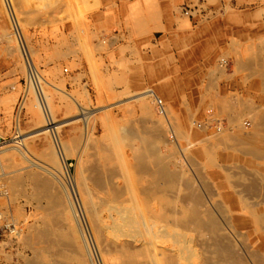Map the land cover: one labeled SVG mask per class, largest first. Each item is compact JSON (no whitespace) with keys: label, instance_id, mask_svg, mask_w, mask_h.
Here are the masks:
<instances>
[{"label":"rangeland","instance_id":"374dc122","mask_svg":"<svg viewBox=\"0 0 264 264\" xmlns=\"http://www.w3.org/2000/svg\"><path fill=\"white\" fill-rule=\"evenodd\" d=\"M13 4L36 67L48 82L43 85L53 115L63 124L58 133L71 154L58 152L52 133L39 134L45 125L44 113L40 106L33 111L28 108L30 100L39 103L37 89L29 79L11 11L0 0V182L8 193L1 206L16 224L15 231L0 240V264H90L91 260L103 264L102 258L108 264H149L148 260L127 263L121 251H115L121 241L130 239L126 235L132 230L109 218L111 213L116 216L112 186L122 181L119 169L131 164L132 177L139 178L140 160L131 150L134 145L140 152L144 148L142 153L154 172L165 171L163 182H169H164L168 191L164 192L172 195H164L170 206L201 194L219 221L221 244L232 245L244 264H260L256 253L264 262V135L257 144L261 156L254 153L257 157L250 144L238 139L239 133L264 131V0H13ZM61 89L78 100L82 112ZM144 89L154 90L163 99L165 113L160 112L154 96L148 98V109L140 107L141 100L133 95ZM20 100L22 108L17 114ZM83 118L90 125L87 131ZM258 120L259 125L254 123ZM21 139L24 145L16 143ZM202 146L208 152L205 155L199 153ZM224 149L237 154L222 158L218 150ZM80 157L83 163H77ZM81 164L86 175L90 171L89 195H80L75 182ZM113 167L117 169L112 172ZM27 170L41 173V179L50 178L51 192L60 196L56 206L49 201L50 190L35 196L36 189H41L27 178L10 185L16 174ZM83 197L91 203V210L87 211ZM257 209L262 219L253 223L249 215ZM237 215L251 223L235 224ZM49 217L51 234L34 236L29 229L39 230ZM201 228L188 230L194 256L186 255L181 262L220 264L219 247L215 248L209 230Z\"/></svg>","mask_w":264,"mask_h":264},{"label":"bare ground","instance_id":"6f19581e","mask_svg":"<svg viewBox=\"0 0 264 264\" xmlns=\"http://www.w3.org/2000/svg\"><path fill=\"white\" fill-rule=\"evenodd\" d=\"M5 1V4H6V7H8L7 10H10V18H11V22L15 28V33H16V38H18V41L20 43V48H21V52L23 53V56L25 58V61H26V64H27V69H28V76H29V79H31V82L34 83L36 89H37V93H38V99H39V103L36 105L34 103H32V101L30 100V102H28V108L30 111H33L35 109L36 106H40L42 111H43V115L45 117V125H43L41 128H39V134H43V133H52V138H53V142L54 144L57 145L56 148H58V152H64V155L71 150L68 151V149L66 148V146L64 145V141H62L61 137H60V134L58 133L60 128L63 126V124H59V121H57L53 115V111H52V106L50 105V96L48 95L47 91L45 90L44 88V85H43V82H45V80L42 78V75L40 73V71L38 70V68L36 67V63L34 62V59L32 57V53L26 43V39H25V35L23 33V31L21 30V26H20V23H19V20L16 16V10L14 9V4H13V0H4ZM19 3H20V0H19ZM153 4V3H152ZM149 7V6H148ZM147 7V8H148ZM153 8V6H151ZM156 7V6H155ZM146 9V8H145ZM148 11V9H146ZM18 11V10H17ZM139 11V10H138ZM155 10H153L154 12ZM151 12V13H153ZM149 13V12H148ZM155 13V12H154ZM153 13V15H155ZM159 12H157L158 14ZM156 14V15H157ZM149 16H151L150 14H148ZM159 15V14H158ZM133 17V16H132ZM152 18V17H151ZM159 19V18H157ZM135 20V19H134ZM135 22V21H134ZM139 22V21H138ZM145 24V23H144ZM143 24V25H144ZM252 26V25H251ZM146 27V26H145ZM139 31V30H138ZM246 42V41H245ZM72 45V44H71ZM99 45V44H98ZM68 46V45H67ZM100 48V47H99ZM233 48V47H232ZM227 49V48H226ZM263 49V48H262ZM234 50V48H233ZM258 58V57H257ZM240 59V58H239ZM262 59V57H261ZM237 60V59H236ZM252 62V61H251ZM164 64V63H163ZM261 64V63H260ZM163 66V65H162ZM239 66V65H238ZM259 67V65H258ZM159 68V67H158ZM256 69V68H255ZM262 69H264L262 67ZM140 70V69H139ZM153 72V71H152ZM151 72V73H152ZM257 73V72H256ZM167 74V73H166ZM248 75V74H247ZM156 78V77H155ZM263 78V77H262ZM174 79V78H173ZM143 82V81H142ZM144 83V82H143ZM37 84V85H36ZM45 84L47 85L48 82ZM176 85V84H175ZM38 86V87H37ZM49 86V85H48ZM164 86H167V85H164ZM138 87V86H137ZM177 87V86H176ZM57 89H60L58 87H56ZM54 90V87L51 88ZM55 89V90H57ZM166 90V88H164ZM62 92H65L67 93L68 97L70 96L72 99H73V103L74 105H76V107L79 109L80 108V103L78 102V100L76 98H74V96L72 94H70L69 92H66L64 89H61ZM264 90V89H263ZM162 91V90H161ZM152 92V93H151ZM165 92V91H164ZM163 92V93H164ZM172 93V92H171ZM50 94V93H49ZM59 94V93H58ZM134 97H136L137 99L141 100V103H140V107L145 110V109H148L147 108V101H149V96H154V99L156 100V103H157V100L160 98L159 96H157L154 92V90L152 89H144V90H140L138 91L135 95H133ZM131 96V97H133ZM164 96V95H163ZM60 97V96H59ZM170 97V96H169ZM130 98V97H129ZM166 98V97H165ZM164 98V99H165ZM264 98V97H263ZM262 98V99H263ZM152 99V98H151ZM162 99V98H160ZM172 99V98H171ZM153 100V99H152ZM67 101V100H66ZM163 101V99H162ZM171 102V101H170ZM226 102V101H225ZM228 105L231 104L228 100ZM69 103V102H68ZM241 103V102H239ZM249 103V102H248ZM158 104V103H157ZM163 104H164V101H163ZM170 104V103H169ZM243 104V103H242ZM246 104V103H245ZM68 105V104H67ZM69 106H71V104L69 103ZM165 106V104H164ZM231 106V105H230ZM241 106V105H240ZM67 108V107H66ZM84 108V107H83ZM171 108V107H170ZM228 108V106H227ZM233 108V107H231ZM243 108V107H242ZM246 108V107H245ZM255 108V107H254ZM38 109V108H37ZM74 109V108H73ZM229 109V108H228ZM236 109V108H234ZM81 112L82 110L79 109ZM255 110V109H254ZM261 110V109H260ZM84 111V110H83ZM90 111V110H89ZM147 111V110H146ZM152 111V110H151ZM242 111V109H241ZM264 112V110H262ZM229 112V110H228ZM262 113V112H261ZM38 114V113H36ZM185 115V114H184ZM257 115V114H256ZM262 116H264L263 114H261ZM260 115V117H261ZM42 116V115H41ZM182 116V115H181ZM259 116V114H258ZM39 117V116H38ZM183 117V116H182ZM232 117V116H230ZM41 119V118H40ZM39 119V120H40ZM187 119V118H186ZM242 119V118H241ZM264 119V118H262ZM43 120V119H42ZM69 120V119H68ZM79 120V119H77ZM83 120L85 121L84 122V126H85V130H89L90 129V125H89V122L87 121L86 118H83ZM178 120V119H177ZM188 120V119H187ZM237 120V118H236ZM67 121V120H66ZM65 121V122H66ZM76 121V120H75ZM180 121H183L182 119H180ZM190 121V120H189ZM195 122H193L192 124H196V120H194ZM235 121V120H234ZM263 121V120H262ZM41 122V120H40ZM64 122V121H63ZM71 122H74V121H71ZM174 122V121H173ZM192 122V121H191ZM221 122V121H220ZM251 122V121H250ZM258 120V123L256 121H254V123L256 124H260ZM70 123V122H69ZM133 123V121H132ZM181 123V122H180ZM180 123H177L180 124ZM235 123V122H234ZM253 123V122H252ZM262 123V122H261ZM43 124V123H42ZM66 124V123H64ZM176 124V123H175ZM155 125V124H154ZM184 125V124H183ZM186 125V124H185ZM189 125V123H188ZM187 125V126H188ZM254 125V128L257 126ZM161 126V125H160ZM182 126V125H181ZM179 126V127H181ZM186 126V127H187ZM192 126V125H191ZM199 126V125H198ZM263 126V127H262ZM147 127V126H146ZM154 127V126H153ZM173 127V126H171ZM189 127V126H188ZM201 127V126H200ZM234 127V126H233ZM260 127V126H259ZM262 128H264V121H263V125H261ZM192 128V127H191ZM190 128V129H191ZM240 128V127H239ZM243 128V127H242ZM261 128V130H262ZM125 129V128H124ZM171 129V128H170ZM198 129V128H196ZM257 129V128H256ZM255 129V130H256ZM81 130V129H80ZM130 130V129H129ZM222 130V129H220ZM228 130V129H227ZM174 131V130H173ZM183 131V130H182ZM187 131V130H186ZM190 131V130H189ZM225 131V130H224ZM229 131V130H228ZM242 130L240 129L239 132H241ZM254 131V129H253ZM37 132V131H36ZM128 132V131H127ZM130 132V131H129ZM128 132V134H129ZM143 132V131H142ZM153 132V131H151ZM160 132V131H159ZM158 132V133H159ZM232 132V131H231ZM236 132V130H235ZM250 132V131H249ZM264 132V131H263ZM261 133L260 130H257L256 132H251L253 134L251 135H248L247 134H244V133H239V140L243 143H248L250 144L249 147L250 150L253 152V156H255L256 153H259L257 155L261 156L260 153H261V150L257 147V144H258V141L259 139H262L264 136V133ZM38 133V132H37ZM150 133V131H149ZM237 133V132H236ZM234 133V134H236ZM82 134V133H81ZM133 134V133H132ZM148 134V133H147ZM153 134V133H152ZM190 134V132H189ZM192 134V133H191ZM232 134V135H234ZM238 134V133H237ZM35 135V134H34ZM110 136L114 135L113 132L109 134ZM197 135V134H195ZM194 135V136H195ZM229 135V134H228ZM82 136V135H81ZM80 136V137H81ZM134 136V134H133ZM236 136V135H235ZM263 136V137H262ZM162 137V135H161ZM212 137V136H211ZM231 137V136H230ZM233 137V136H232ZM262 137V138H261ZM236 139V137H234ZM75 138H73L74 140ZM113 139V138H112ZM159 139V138H158ZM229 139V138H227ZM233 139V138H232ZM25 139H21L19 141H16V143H20L22 145L23 142H24ZM78 141L80 140L79 137L77 139ZM76 140V141H77ZM203 140V139H202ZM237 140V139H236ZM238 140V141H239ZM89 141V140H88ZM113 141V140H112ZM236 141V143L238 142ZM73 142V141H72ZM75 142V141H74ZM81 142V141H80ZM79 142V143H80ZM146 142H148L146 140ZM261 142V141H260ZM115 143V142H114ZM149 143V142H148ZM212 144V142H210ZM234 143V142H233ZM75 144V143H74ZM103 144V143H101ZM209 144V143H208ZM70 145V144H69ZM73 145V144H72ZM77 145V143H76ZM89 145V144H88ZM233 145V144H232ZM237 145V144H236ZM65 146V147H64ZM86 146V145H85ZM146 146H148V144H146ZM193 146V145H192ZM243 146V145H242ZM50 147V146H49ZM142 147V145L140 146ZM208 147V146H207ZM264 147V145H263ZM75 148V147H74ZM103 148V147H102ZM184 148V146H183ZM188 147L186 146L185 147V150L187 149ZM192 148V147H191ZM143 149L142 148V152H143ZM149 150V148H147ZM189 149V148H188ZM74 150V149H73ZM105 150V149H104ZM132 152L136 155V157H138V159L140 160V174H139V178L138 179H134L131 175V169L133 168V166L131 164H124L119 170H122V174H123V177H121L120 182H116L113 184L112 186V190H113V193L116 195V201L117 203L115 204L114 206V210L116 212V216L111 213V215H109V218H111L112 220H115V222L117 223V225L119 224L120 226H128L130 227V229L132 230L131 233L129 232V234H127V238H130V239H126V240H123L121 241V243L119 245H117V248L118 250H115L113 247V250L115 251H121L120 254H122V259H124L127 263H130L129 261L127 260H148L149 261V264H183L181 262L182 259L186 258L187 256H194V249H193V246L191 245V241H193L192 239H188L186 236H187V232L188 230L190 229H196V228H206L208 231V234L210 235L211 239L215 241L214 244L215 245V248L216 246H218L217 248L220 250L218 253H220L222 255V258L220 256V258L222 259L220 264H244V260H242V257L241 255L239 256V252L236 254L234 252L235 249H232V245L231 247L230 244L227 245L226 244H221L223 243L222 239H224L221 235V232H220V225H219V221L217 222V219L215 218V215L213 213V211H211V209L207 206V204L205 203L204 201V198L202 199L200 197V195H193L192 197H188V200L187 203L185 202H182V204L180 205H169L168 203H171L170 201L167 200V198L165 197L166 194L168 195H172L171 193H166L168 191H166V189L164 190V188L166 187H163L165 184L164 182L165 181H168V179H164L165 181L163 182V179L164 176H165V171H162V172H154L153 169H152V166L149 165V161L147 162V158L145 157V155L140 152L138 150V147L137 146H132L131 148ZM141 150V149H140ZM157 150V149H156ZM198 150V148H197ZM225 150V149H224ZM218 150V153H219V156L221 155L222 158L224 157H230V156H234L235 152H231V151H228L227 150ZM68 151V152H67ZM155 151V150H154ZM153 151V152H154ZM3 151H0V153H2ZM51 152V151H50ZM72 152V151H71ZM129 152V151H128ZM243 152V151H241ZM256 152V153H255ZM44 153V152H43ZM54 153V152H53ZM52 153V154H53ZM57 153V152H56ZM70 153V152H69ZM110 153V152H109ZM191 153V152H190ZM199 153L200 154H207V150L202 146L199 148ZM211 153V152H210ZM250 153V152H249ZM255 153V154H254ZM59 154V153H58ZM71 154V153H70ZM79 154V153H78ZM105 154V153H104ZM148 154V153H147ZM150 154H152V152H150ZM194 154V153H193ZM197 154V153H196ZM245 154V153H244ZM252 154V153H251ZM262 154V153H261ZM49 157H51L50 154H47ZM107 155V154H106ZM127 155V154H126ZM130 155V154H129ZM212 155V154H211ZM248 155V153H247ZM264 155V153H263ZM262 155V156H263ZM25 156V155H24ZM45 156V155H43ZM53 156V155H52ZM68 156V155H67ZM65 156V157H67ZM196 156V155H195ZM217 156V155H216ZM218 156V157H219ZM236 156V155H235ZM251 157V155H249ZM48 157V158H49ZM56 157V156H54ZM58 157V156H57ZM75 157V156H74ZM103 157V156H102ZM152 157V156H151ZM154 157V156H153ZM197 157V156H196ZM199 157V156H198ZM238 157V156H237ZM243 157V156H241ZM240 157V158H241ZM257 157V156H255ZM45 159V157H43ZM104 158L108 159L109 157L108 156H104ZM150 158V157H149ZM156 158V157H154ZM160 158V157H159ZM168 158V157H167ZM175 158V157H174ZM201 158V157H200ZM221 157L218 158L220 160L223 161ZM239 158V159H240ZM47 159V158H46ZM65 159V158H64ZM103 159V158H102ZM113 159V158H112ZM115 159V158H114ZM226 159V158H225ZM228 159V158H227ZM226 159V160H227ZM235 159V158H234ZM242 159V158H241ZM249 159V158H248ZM158 160V159H157ZM178 160V159H177ZM209 160V159H208ZM230 160V159H229ZM56 161V159H55ZM213 161V160H212ZM236 161V160H235ZM234 161V162H235ZM241 161V160H240ZM33 162V161H32ZM54 162V161H52ZM58 162V161H57ZM100 162V161H99ZM108 162V161H107ZM136 162L137 159H136ZM154 162V161H153ZM165 162V161H164ZM210 162V161H209ZM224 162V161H223ZM244 162V161H243ZM15 163V162H14ZM77 163H83V159H81V157L79 158V162L77 161ZM110 163V162H109ZM131 163V162H130ZM168 163V162H167ZM216 163V162H215ZM236 163V162H235ZM33 164H35L33 162ZM106 164V162H105ZM154 164V163H153ZM160 164V163H158ZM176 164V163H175ZM36 165V164H35ZM95 165V164H94ZM107 165V164H106ZM157 165V164H156ZM100 166V165H99ZM108 166V165H107ZM168 166V165H167ZM167 166L165 168H167ZM181 166V165H180ZM227 166V165H226ZM232 166V165H231ZM244 166V165H242ZM241 166V167H242ZM248 166V165H247ZM26 167V166H25ZM31 167V165L29 166ZM101 167V166H100ZM104 168V166H102ZM157 167V166H156ZM220 167V166H219ZM225 167V166H224ZM234 167V166H233ZM249 167V166H248ZM263 167V166H262ZM27 168V167H26ZM25 168V169H26ZM90 168V167H89ZM117 167H113L111 168L112 169V172H113V169ZM161 170V167H159ZM202 168V167H201ZM238 168H240L238 166ZM251 168V167H249ZM24 169V167H23ZM31 169V168H30ZM44 169L48 170V172H50L52 175H54L52 173V171H50V169L48 167H44ZM87 169V168H85ZM108 169V167L106 168V170ZM115 169V173H117ZM169 169V168H168ZM226 169V168H225ZM245 169V168H244ZM92 170V169H91ZM110 170V169H109ZM134 170V169H133ZM171 170V169H170ZM173 170V169H172ZM248 170V169H247ZM256 170V169H255ZM26 171V170H25ZM77 174H75V182H76V185H77V188L79 190V193L80 195L81 194H86V195H89L90 192L88 190V187H87V184H86V181L88 179V174L86 175L85 173V170L84 168L82 167V164L80 166V168H78L77 170ZM196 171V170H195ZM250 171V170H249ZM258 171V170H257ZM95 172V171H93ZM101 172V171H100ZM107 172L109 173V171L107 170ZM119 172V171H118ZM136 172V171H135ZM245 172V170H244ZM97 173V172H95ZM103 173V172H102ZM101 173V174H102ZM127 173V174H126ZM138 173V172H137ZM167 173V172H166ZM233 173V172H232ZM249 173V172H248ZM253 173V171H252ZM260 173V172H259ZM41 174V173H40ZM38 172H35V171H29L27 170L26 173H22V174H16L13 178H12V181H10V185H16L17 183H19V181L24 178H27L29 181H31L34 186L36 185L38 187V190H40L39 192L37 191L36 189V193H35V196H41L43 193L46 194V192L50 190V192L52 191L51 188L52 187V182L49 179H41L40 177L42 176H39L40 175ZM107 174V173H106ZM121 174V173H119ZM184 174V173H183ZM213 174V173H212ZM242 174V173H241ZM50 175V174H49ZM97 175V174H96ZM136 177V173L134 174ZM167 175V174H166ZM216 176V174H214ZM236 175V174H235ZM238 175V174H237ZM252 175V174H251ZM98 176V175H97ZM179 177V175H177ZM176 176V177H177ZM183 176V175H182ZM213 176V177H215ZM221 176V174H220ZM241 176V175H240ZM257 176V175H256ZM96 177V176H95ZM169 177V176H167ZM171 177V176H170ZM177 177V179H179ZM185 177V176H184ZM187 177V176H186ZM185 177V178H186ZM231 177V176H230ZM233 177V176H232ZM254 177V176H253ZM94 178V177H93ZM97 178H100V175L97 177ZM104 178V177H102ZM115 178V177H113ZM190 178V177H189ZM245 178V177H244ZM99 179V181H100ZM188 179V178H187ZM223 179V178H222ZM249 179V178H248ZM58 180V179H57ZM102 180V179H101ZM105 180V179H103ZM107 180V178H106ZM186 180V179H185ZM225 180V179H224ZM238 180V179H237ZM252 180V179H251ZM249 180V181H251ZM21 181V182H22ZM179 181V180H178ZM177 181V182H178ZM182 181V180H181ZM253 181V180H252ZM20 182V183H21ZM25 182V181H24ZM97 182V181H96ZM111 181H109L110 183ZM180 182V181H179ZM219 182V181H218ZM235 181H233L234 183ZM240 182V181H239ZM23 183V182H22ZM95 183V182H94ZM101 183V182H100ZM99 183V184H100ZM172 183V181L170 182ZM194 183V181L192 182ZM222 183H225V182H222ZM250 183V182H248ZM256 183V181H255ZM106 184V183H104ZM178 184V183H177ZM191 184V183H190ZM257 185L259 184L258 182L256 183ZM3 185V184H2ZM6 185V184H5ZM111 185V184H110ZM180 185V184H179ZM183 185H186L187 184H184L183 182ZM192 185V184H191ZM190 185V186H191ZM238 185V184H237ZM250 185V184H249ZM18 186V185H17ZM16 186V187H17ZM20 186V185H19ZM35 186V187H36ZM169 186V185H168ZM172 186V185H171ZM174 186V185H173ZM189 186V185H188ZM15 187V188H16ZM21 187V186H20ZM33 187V188H35ZM225 187V185L223 186ZM247 187V186H246ZM255 187V186H254ZM253 187V188H254ZM40 188V189H39ZM104 188V186H103ZM107 188V187H106ZM171 188V187H170ZM175 188V187H174ZM187 188V187H184V189ZM6 189V188H5ZM17 189V188H16ZM169 189V187H168ZM167 189V190H168ZM173 189V188H172ZM171 189V191H172ZM178 189V188H176ZM190 189V188H189ZM192 189V188H191ZM196 189V188H195ZM228 189V188H227ZM111 190V189H110ZM170 190V189H169ZM188 190V189H187ZM17 191V190H16ZM166 191V192H164ZM224 191V190H223ZM233 191H236V190H233ZM238 191V190H237ZM242 191V190H241ZM258 191V190H257ZM174 192V191H173ZM188 192V191H187ZM199 192V191H198ZM175 193V192H174ZM188 193H191V192H188ZM187 193V194H188ZM193 193V191H192ZM264 193V192H263ZM107 194V193H106ZM165 194V195H164ZM195 194V193H194ZM224 196V194H222ZM233 195V194H232ZM48 196V195H46ZM114 196V195H113ZM169 196V197H170ZM60 196H58V193H55V192H51L49 193V201L51 204H53L54 206L55 203H56V199H58ZM176 197V196H175ZM184 197V196H183ZM183 197L181 196V198L183 199ZM203 197V196H202ZM226 198V196H224ZM5 198H8V195H5V197H2L0 198V205H1V199H5ZM40 198V197H39ZM46 198V197H45ZM171 198V197H170ZM173 198V196H172ZM187 198V197H186ZM228 198V197H227ZM84 199V197H83ZM181 199V200H182ZM232 199V198H231ZM67 200H69V197L67 196ZM226 200V199H225ZM37 201V200H36ZM186 201V200H185ZM204 201V203H203ZM228 201L230 202L231 200H229L228 198ZM178 202V201H177ZM108 203V202H107ZM72 204V203H71ZM83 204H85V207L87 208V211L88 209L91 210L92 209V205L91 203L89 202V200H86L84 199V202ZM220 204V203H219ZM170 207L171 210H168V206ZM209 205V204H208ZM42 206V205H41ZM112 206V207H113ZM204 207L203 209L201 208ZM218 206V204H217ZM220 206V205H219ZM218 206V207H219ZM52 207V206H50ZM111 207V208H112ZM71 209L73 210L74 214H76L77 212L74 211V207L71 205ZM110 209V208H109ZM218 209V208H217ZM220 209V208H219ZM238 209V208H237ZM38 210V209H37ZM36 210V211H37ZM44 210V209H43ZM42 210V211H43ZM47 210V209H46ZM111 210V209H110ZM222 210V208L220 209ZM225 211V210H224ZM263 211V210H262ZM223 212V211H222ZM7 213V212H6ZM224 213V212H223ZM222 213V214H223ZM37 214V212H36ZM225 214V213H224ZM232 214V212H231ZM237 214V213H236ZM239 214V213H238ZM23 215V214H22ZM233 215V214H232ZM263 215V214H262ZM262 215H261V212H258V209L257 211H254V212H251L250 213V217H253L254 218V221L253 223H259L261 222V219H262ZM45 216V215H44ZM49 216V215H48ZM76 216V215H75ZM78 216V215H77ZM76 216V217H77ZM238 216V215H237ZM264 216V215H263ZM43 217V216H42ZM54 217V216H52ZM52 217H49V219L43 223L42 226H40L39 230H38V227L37 229H29V230H32V234L34 235L35 233L40 234L41 236L42 235H47L49 234L50 230H51V225L53 224V222L51 221ZM29 218V217H28ZM47 218V217H46ZM78 218V217H77ZM218 218V217H217ZM229 218V217H228ZM264 218V217H263ZM40 219V218H39ZM58 219V218H57ZM235 219V218H234ZM23 220V219H21ZM77 220V219H76ZM80 220V219H78ZM42 221V220H40ZM38 223V222H36ZM233 223V222H232ZM251 223L249 220H247L246 218L242 217V216H238L236 217L235 219V224H238V225H246V224H249ZM33 224V223H32ZM95 224H96V221H95ZM27 225V224H26ZM41 225V224H40ZM99 226V225H98ZM97 226V227H98ZM234 226V224H233ZM247 226V225H246ZM29 228V227H28ZM121 228V227H120ZM201 228V230H202ZM229 228V227H228ZM236 228V227H235ZM96 229V228H95ZM129 229V228H128ZM97 231V230H96ZM101 231V230H100ZM130 231V230H129ZM193 231V230H192ZM197 231V230H196ZM198 231H200L198 229ZM204 231V230H203ZM98 232V231H97ZM194 232V231H193ZM192 232V233H193ZM29 233V232H28ZM28 233L26 232V234L28 235ZM123 233V232H122ZM202 233V232H201ZM259 233V232H258ZM31 233H29L30 235ZM31 234V235H32ZM51 234V232H50ZM84 234V232H83ZM82 234V235H83ZM99 234V233H97ZM257 234V233H256ZM56 235V234H55ZM85 235V234H84ZM83 235V236H84ZM21 236V234H20ZM35 236V235H34ZM33 236V238H35ZM58 236V235H57ZM99 236V235H98ZM124 236V235H123ZM190 236V235H189ZM226 236V235H225ZM224 236V237H225ZM30 237V236H29ZM44 237V236H43ZM86 237V236H85ZM40 238V237H39ZM42 238V237H41ZM201 238V237H200ZM227 238V237H226ZM26 239V238H25ZM29 239V238H28ZM27 239V240H28ZM32 239V238H31ZM105 238H103L104 240ZM203 239V238H202ZM40 240V239H39ZM47 240V239H46ZM200 240V239H199ZM204 240V239H203ZM228 240V239H227ZM30 241V240H28ZM34 241V239H33ZM45 241V240H44ZM52 241V240H51ZM58 241V240H57ZM102 241V240H101ZM25 242V241H24ZM27 242V241H26ZM105 242V241H104ZM33 243V242H32ZM53 243V241H52ZM102 243V242H101ZM210 243V242H209ZM225 243V241H224ZM28 244V243H27ZM48 244V243H47ZM50 244V242H49ZM203 244V242H202ZM213 246V241L211 243ZM210 244V245H211ZM52 245V244H51ZM54 245V244H53ZM60 245V244H59ZM209 245V244H208ZM208 245H206L208 247ZM224 245H227L228 247L224 246ZM56 246V244H55ZM89 246V245H88ZM103 246V245H102ZM198 246V245H196ZM48 247V245H47ZM211 247V246H210ZM103 248V247H102ZM103 250V249H102ZM112 250V249H111ZM110 250V251H111ZM208 250V249H207ZM37 251V250H36ZM210 251V250H209ZM218 251V250H216ZM236 251V250H235ZM89 252V251H88ZM205 252V251H204ZM203 252V253H204ZM211 252V251H210ZM213 252V251H212ZM64 253V252H63ZM202 253V254H203ZM217 253V254H218ZM90 254V253H88ZM92 254V253H91ZM107 254V253H106ZM219 254V255H220ZM107 255H112L111 253L107 254ZM187 255V256H186ZM218 255V256H219ZM238 255V256H237ZM254 258H256V260L258 261V263L260 264H264L263 260H262V257L260 254H254ZM59 256V255H58ZM63 256V255H62ZM68 256V255H67ZM38 257V256H37ZM45 257V255H44ZM65 257V255H64ZM69 257H71V255H69ZM102 257V256H101ZM104 257V256H103ZM114 257V256H113ZM189 258V257H188ZM187 259V258H186ZM146 261H144L146 263ZM220 261V260H219ZM219 261H216L219 262ZM244 261V262H243ZM56 262V261H55ZM102 262L103 264H108L106 259L105 258H102ZM35 263V262H34ZM38 263V262H36ZM211 263H213V261H211ZM209 261L205 260L204 261V264H211ZM246 263V262H245ZM90 264H96L94 262V260H91ZM140 264H142L140 262ZM189 264H196L195 261L189 263Z\"/></svg>","mask_w":264,"mask_h":264},{"label":"built area","instance_id":"2783aa9c","mask_svg":"<svg viewBox=\"0 0 264 264\" xmlns=\"http://www.w3.org/2000/svg\"><path fill=\"white\" fill-rule=\"evenodd\" d=\"M21 101L22 100H20V102L17 104V109H16L17 114L20 113V110L22 108ZM157 103H158V107L160 109V112L165 113L166 110H165V106L163 104L162 99L159 98L157 100ZM5 195H8V193L5 190V187H3V185L0 182V198L5 197ZM6 212H7L6 208H3L0 205V240L2 237L6 236V234H8L9 232L15 231V228H16V224H15L13 218L10 216L11 214L9 215Z\"/></svg>","mask_w":264,"mask_h":264}]
</instances>
